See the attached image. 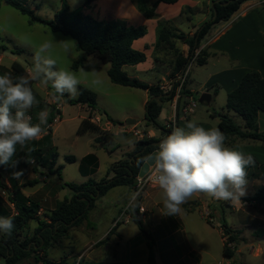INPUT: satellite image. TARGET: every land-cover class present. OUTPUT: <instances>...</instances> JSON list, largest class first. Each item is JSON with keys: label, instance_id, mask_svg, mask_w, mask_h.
I'll return each instance as SVG.
<instances>
[{"label": "crops", "instance_id": "crops-1", "mask_svg": "<svg viewBox=\"0 0 264 264\" xmlns=\"http://www.w3.org/2000/svg\"><path fill=\"white\" fill-rule=\"evenodd\" d=\"M153 1L155 0H150V2ZM93 2L95 5H92V7L96 6L101 8L100 11L106 13L108 15L107 17H110L112 21L133 26H143L146 28V35L136 40L133 43V47L138 51L144 52L147 59L145 62L133 67L136 71L143 70L142 68H145L143 65L148 62V66L145 70L155 72L157 65L165 66L167 68L166 71L160 78H156L155 83L143 82L150 86L161 85V87L165 89L169 86L167 80H170L172 84L175 83V78H173V61L175 58L174 49H170L169 46L157 45V29L159 23L165 21L171 22L172 26L180 33H183L186 37H191L204 22L211 19L212 3L209 0H179L175 4L160 3L156 10V18L154 19L145 18L144 15L137 10L133 0H94ZM187 9H189L188 12H186ZM86 12L94 15L91 11ZM199 14L203 15L202 18L199 21H195V18H197ZM174 45L175 49L179 50L185 57L188 56V44L175 41ZM202 50L209 54L206 64L204 66H199L194 60L189 66L190 70H193L195 75L201 79L200 85L203 87V91L212 95L211 102L223 92L228 97V94L239 85L244 75L249 72H258L264 77V0H249L243 3L238 12H236L228 22L220 23L211 30L208 36L202 40L201 46L196 53H200ZM5 53L7 54V52ZM167 57L169 58L166 59ZM90 58L91 57L88 58V62ZM10 60L12 63L16 62L13 57H10ZM200 69H205L207 71L201 73V71H199ZM133 79H137V75L133 76ZM190 80L191 73L188 74L187 88L192 92L191 96L188 97L193 98L195 91L189 86ZM215 91H217L216 95ZM149 99V93L145 91L143 101L145 114ZM181 104H177L175 99L165 102L160 117L158 118V125H148L145 118L142 123L135 120L136 123L134 125H125L119 121L131 119L133 115L132 110H128V112L122 111L119 114H115V116H112L106 111L111 119L120 123L117 127L108 119L107 115L106 122L103 124V120L97 116V113L100 114L98 110L92 111L86 105L81 106L85 107L89 111V114L91 112L93 113L94 119L92 121L95 124L100 126L103 131L110 132V141L106 149L113 144L115 136L128 135L132 138V141L129 142V145L132 146L129 147L128 145L126 147V151L123 155L124 159L128 154L133 152L137 141L153 137L162 139L166 135V131L163 128L166 123L172 119H176L178 122L184 121L186 123L188 121H196L200 126L206 129L215 128L216 126L219 128L220 117H217L216 114L211 115V117L214 116L211 121L205 118L206 122H199L197 111H194L191 115H184L177 109ZM58 108L62 114V105L58 104ZM221 111V115L228 114L230 117L232 116L233 111H228L227 108H222ZM208 114H210L209 111ZM262 114L264 113L260 112L258 123L260 118L263 119ZM181 115L183 116L182 119L180 118ZM160 119L164 121L162 124L159 122ZM59 121L60 116L58 122ZM116 128L117 131H114ZM52 131H54V128ZM53 133L54 132H52V143L54 142ZM95 135H97V138L99 137L98 134ZM42 136L43 135L38 139ZM244 141L246 140L241 141L239 138L230 137L225 143L229 147H237V149L243 153L247 151V154L251 155L254 163L247 168V177H249L251 173L250 169L256 162L260 167L264 164L262 161L256 160L255 156L249 154V152L251 150L259 152L263 150V148L256 146L252 147L248 144V147H246L244 145L247 142ZM56 154L58 158V153L56 152ZM91 154L97 159V168L90 174L82 173V160ZM76 161H78L77 158ZM85 166L86 168H90L88 165ZM56 168L55 165V169ZM98 168L99 158L94 153L87 154L79 160V172L83 178L92 179L90 177L96 174ZM112 176L113 174H110L109 178ZM106 177H108V174ZM252 179L254 180V177ZM13 184L12 182V185ZM62 184L63 182L56 184V189H54L53 186L51 187L49 181H47L44 190L42 187L35 192L30 191L28 189L30 187L21 184L18 186L21 187V192L26 197H29L40 206L39 218L50 222L51 212L57 205L56 199L53 196H55L54 194H56L60 188L63 189L61 187ZM12 185L10 182V187ZM159 191L161 190L159 189ZM154 194L153 192L145 191L138 199L135 206L129 207L133 199V187L119 186L112 188L105 196L96 202L95 208L89 212L93 214V212L97 210L104 214L105 217L107 216L103 228L99 229L95 223V216H90V214H88L87 219L80 226L70 229L68 235L63 239V247L67 250V252L64 253L65 255L55 258V254H51L52 250H55V248L61 245L56 243L54 246L52 245L47 249L46 255L48 259L56 262L67 259L71 264H75L80 257H82V264H148L150 253L149 244L154 240V252L157 264H202V255L200 251L192 244L179 221L180 214L177 216L162 214V198L161 200H157ZM203 195L202 193L193 195L181 206V213L190 215L197 211L200 215H203L204 211L207 212L209 205L207 201L202 198ZM109 198L112 199L109 205H104V202ZM213 200L218 201L215 199ZM232 204L233 203L228 204L227 207L232 206ZM186 205H189L188 208H186ZM8 206L12 209V215H15L16 211L13 205L9 203ZM141 208L144 209V212L140 211ZM133 211H135V213ZM133 215L136 221L133 219ZM37 226V222H31V232ZM232 227L240 231L241 234H244L240 229V227H243V224L240 223L238 226L234 224ZM232 227L230 229H232ZM145 230L147 235H145ZM177 232L183 234L184 237L186 253L182 260H180V258L177 259L175 254L176 246L172 241ZM221 236L224 247L227 236H225L223 229L221 231ZM226 259L228 261L224 262V264L235 263L234 260ZM24 262H26V264H33V258L23 261L22 263Z\"/></svg>", "mask_w": 264, "mask_h": 264}, {"label": "trees", "instance_id": "trees-1", "mask_svg": "<svg viewBox=\"0 0 264 264\" xmlns=\"http://www.w3.org/2000/svg\"><path fill=\"white\" fill-rule=\"evenodd\" d=\"M5 3L22 15L29 18V23H39L46 26L51 32L59 33L72 38L79 51L83 53L73 64L74 70H79L86 63L89 57H95L103 64L110 65L107 71L110 81L119 86L145 90L149 93L150 99L146 105L145 120L148 125H158V118L165 102L172 101L175 96L180 80L173 83L170 91H164L161 85L150 86L137 79L130 78L124 71L126 66H135L146 61L144 52L138 51L133 47V43L144 37L147 30L143 26H133L124 23H118L112 20L100 21L96 16L86 11H78L73 16L69 15V7L65 3L52 20L38 17L35 12L27 8L17 0H4ZM94 0H87L86 6ZM137 10L147 19L156 18V10L160 3L175 4L179 0H133ZM214 3L211 6V19L204 22L195 34L186 37L175 29L171 22H160L157 29V45H163L174 49V72L173 78L185 72L196 52L201 46V42L208 36L211 30L218 24L228 22L232 16L238 12L241 5L249 0H209ZM89 2V3H88ZM189 9L186 10L188 12ZM175 41H181L189 45V54L184 56L179 50L175 49ZM0 50L7 51L6 45H0ZM25 51L22 49H11V53L22 55ZM209 54L206 51H200L195 60L199 66H204ZM11 76L15 80L19 76H26V69L18 62L11 66ZM188 76L182 85L181 95L183 97L191 96L192 92L187 88ZM79 95L76 98L68 99L71 105H86L92 111L98 109L97 95L84 86L78 87ZM170 94V96H168ZM217 91H215V95ZM38 105H34L31 114L32 123H38L39 113L47 110V124L43 126L45 131L40 139L29 141L22 148L24 151L23 166L28 167L32 161L37 160L41 167L48 168L49 172L58 174L61 180L62 166L55 169L57 154H52L51 162H48L42 156V147L52 142V127L55 119L61 112L58 103L47 104L41 101L40 96L34 91ZM158 97H161L158 99ZM154 98V100H151ZM184 103L180 101L178 104ZM180 107V106H178ZM226 108L238 114L244 121V125L238 124L228 114L220 115L219 129L225 134L226 138L235 137L241 140H253L264 143V131H260L258 117L260 112L264 113V77L258 72H249L244 75L239 85L228 94ZM107 115L106 111H102ZM108 116V115H107ZM93 113L84 119L78 130V135L87 133L98 134L96 143L106 149L109 141L104 139L103 131L100 126L95 124ZM108 119L116 124V121L108 116ZM120 124V123H119ZM164 129V128H163ZM226 139V140H227ZM158 138H144L137 141L135 149L124 159L112 165L108 177L95 181L89 179L82 184L64 183L62 186L69 188L73 192L70 199L59 202L56 208L51 212L50 222L39 218L40 206L26 197L21 192V187L13 184L9 193V202L13 205L16 214L12 215V209L3 203L0 199V217H12L15 228L11 235L0 232V264H20L23 261L34 258L37 264H71L67 259L59 262L48 259L47 249L60 243L69 233L70 229L80 226L88 217L89 212L95 208L96 202L105 196L112 188L119 186L133 187L136 185L140 169L146 159L157 149ZM25 148V149H24ZM17 146V152H19ZM29 153V154H28ZM16 155L13 157V162ZM68 163L76 162L74 156H67ZM138 161L140 162L138 164ZM85 165L90 166L86 168ZM13 166L0 165V170L8 172ZM97 168V159L91 154L82 160V173L90 174ZM36 171V169H34ZM55 170V171H54ZM113 174L111 178L109 175ZM37 184V181L31 185ZM264 189L260 190L255 199L262 201ZM188 206V205H186ZM135 213V211H133ZM136 221L134 215L132 216ZM37 222L38 226L31 232L30 223ZM211 224L210 222H208ZM223 231L227 240L223 247V254L228 259L235 257V251L228 247V243H233L236 238L234 231L223 226ZM154 240L149 244L148 264H157L154 252ZM43 254V256H42ZM235 264V263H233Z\"/></svg>", "mask_w": 264, "mask_h": 264}, {"label": "rangeland", "instance_id": "rangeland-1", "mask_svg": "<svg viewBox=\"0 0 264 264\" xmlns=\"http://www.w3.org/2000/svg\"><path fill=\"white\" fill-rule=\"evenodd\" d=\"M17 1L33 10L38 17L43 19L52 20L55 14L61 10L66 3L69 7L70 16L82 10L91 11L100 21L112 20L110 17H107L108 15L106 13L100 11L101 8L96 6L92 7V5H95L93 1V3L88 2V6H86L87 0ZM202 16L203 15L199 14L197 18H195V21H199ZM48 41H53L51 55L56 59L58 67L74 71L81 81L79 86H84L97 95V110L100 112V114L97 113V116L103 120V124L106 122V115H104L102 111H107L112 116H115V114H119L122 111L128 112V110H132L133 115L131 119L137 120L140 123L144 122V90L113 84L107 74L110 65L103 64L95 57H91L90 61L79 70H74L72 68L74 62L82 56L83 53L78 50L77 44L72 38L59 33H53L46 26L39 23L31 25L27 16L22 15L15 8L7 5L4 0H0V45H6L8 47L7 51L3 52L0 50V74L11 73V66L13 63L10 57H13L16 62L23 65L26 69V75H28L33 65L35 49L42 43ZM62 41H66L69 48L68 52L64 51V44L60 43ZM11 49H22L25 52L22 55H16L10 52ZM5 52H7V54ZM168 58L169 57L166 59ZM147 66L148 62L143 65V67H145L142 68L143 70L138 71H136L133 66H126L124 67V71L130 78L137 75V79L142 82L155 83L156 78H160L167 69L165 66L157 65L155 72H152L145 70ZM199 71L203 73L207 70L200 69ZM189 73H191L189 86L195 91L193 99L197 103L195 111H197L199 122H206L205 118L211 121L212 117H214H211V115L215 114L217 117H220L222 108L226 109V94L223 92L218 97H215V100L210 104L200 103L199 99L201 95L205 93L203 87L200 85L201 79L195 75L193 70H189ZM93 81H98V83L93 84ZM167 82L169 84L167 91H169L172 83L170 80H167ZM31 86L33 92L35 91L40 96L41 101L47 104L58 102V104H61L63 107L60 121H57L58 123L55 121L51 125L52 129L54 128V142L43 146L41 152L44 159L48 162L52 159V154L58 153L56 167H63L61 170L62 180L59 179L58 174L55 172L51 174L47 167H41L35 159L28 167H24V151L18 145L20 150L16 154L15 167H12L8 172L0 170V199L5 205L10 203L8 198L9 193L7 191V189L11 188L10 182L11 185L13 182L17 185L21 184L30 187L28 189L32 192L42 187L44 190L47 181H49L51 187L53 186L54 189H56V184H60V182H63V184H82L87 182L89 178H83L79 172V160L90 153L96 154L99 158V168L96 174L90 178L100 181L107 176L114 163L123 159L126 147L129 145V142L132 141V138L128 135L115 136L113 144L109 146L108 149L98 147L100 145H97L95 142L97 135L91 133L84 136L77 135V130L81 122L89 116V111L85 107L69 104L68 99H72L73 97L68 94H65L60 100L55 99L53 95L54 90L51 89L50 84L45 85L40 81H35ZM31 110L32 109L29 110L28 114H31ZM208 111L210 114H208ZM262 115L263 119L260 118L258 123L260 131H264V114ZM182 117L181 115L180 118L182 119ZM231 118L240 125L244 124L243 119L236 113L232 112ZM127 120L128 119H124L119 122L128 125ZM119 122L116 121V127L119 125ZM159 122L162 124L164 121L160 119ZM185 125L186 122L184 121L178 122L179 127H184ZM215 128H218V126ZM114 131H117V128L114 129ZM110 136V132L108 131L107 134L103 135L104 139L108 141H110ZM244 142H247L244 145L246 147L249 145L263 148V150L259 152L251 150L249 154L255 156L256 160L258 159L264 163V143L253 140H246ZM131 146L132 145H129V147ZM244 153L246 155L248 152L245 151ZM66 156H74L78 161H76V163H68L65 159ZM34 169H36V171ZM250 170L251 173L249 177H247L248 184L246 186V194L240 198V203H233L232 206L227 207V205L232 202L222 200L214 201L213 198L204 194L202 198L205 199L209 205L208 214L204 211L203 217V215H200L197 211L190 215L179 213V221L185 229L186 235L202 255V264H224V262L228 261L223 254L221 231L224 225L231 228L234 224L238 226L240 223L243 224V227H240V229L244 234H241L240 231L232 227V231L236 230L234 231L235 234H233L236 240L233 243L227 244L228 247H231L235 251V257L232 260L235 261V264H264V197L262 201L258 199L254 200L256 195L260 194V190L264 189V164L260 167L256 162ZM14 173L15 175H13ZM253 177L254 180L252 179ZM34 181H37V184L31 185ZM62 185L61 187L63 189L60 188L56 194H54L55 196H53L57 204L65 198L70 199L73 195L69 188L63 187ZM146 192L155 193L154 196L157 200H161L162 198V190L159 191V188H148ZM111 200V198L106 200L104 205H109ZM188 206L186 208H188ZM89 214L90 216H95L97 227L99 229L103 228L107 216L105 217L104 214L97 210L94 211L93 214ZM144 232H146V230ZM62 241L63 240L59 243V245H61L58 248L51 251L52 255L55 254V258L64 256V253L67 252L63 247ZM172 241L176 246L175 254L177 259L180 258V260H182L186 253L183 234L177 232ZM22 264H26V262ZM33 264H37L34 258Z\"/></svg>", "mask_w": 264, "mask_h": 264}, {"label": "clouds", "instance_id": "clouds-1", "mask_svg": "<svg viewBox=\"0 0 264 264\" xmlns=\"http://www.w3.org/2000/svg\"><path fill=\"white\" fill-rule=\"evenodd\" d=\"M60 43L68 52L66 41ZM52 47L53 41H48L35 49L28 75L14 80L10 73L0 74V165L15 167L17 146L23 148L45 131L47 110L39 113L35 124L28 115L39 104L33 82L50 84L57 100L65 94L73 98L79 95L80 79L74 71L58 67L51 55ZM226 139L218 128L206 129L189 121L184 127L173 128L159 142L149 158V167L153 169L155 184L162 190V214L177 216L184 203L201 193L215 200L240 203L246 194L247 168L254 161L237 147L227 146ZM14 228L12 217H0V232L11 235Z\"/></svg>", "mask_w": 264, "mask_h": 264}, {"label": "built area", "instance_id": "built-area-1", "mask_svg": "<svg viewBox=\"0 0 264 264\" xmlns=\"http://www.w3.org/2000/svg\"><path fill=\"white\" fill-rule=\"evenodd\" d=\"M198 54L199 53H196V57L193 59V61L196 60ZM189 70H190V66H188L187 70L184 72V77L182 79H178V80H180V84L177 87L176 92H175V96H174V99H175V101H176L177 104L180 101L185 100L184 103L182 102V104H181L180 107H177V109L180 110L184 115H191V114H193L194 111H195V108H196V104H197L196 101L192 97H187V96L186 97H183L181 95L182 85L185 82V79L187 78V76L189 74ZM172 86H173V84H171V89H172ZM162 89L167 92V89H165V88H162ZM58 120H59V117L55 119L56 122ZM175 127H178V121L176 119H172L169 122H167L166 125H165V127H164V130L166 131V135L165 136H167L168 134H170L171 131H172V129L175 128ZM42 135H43V133H42ZM162 139H160V141ZM158 144H157V146H158ZM152 172H153V169L150 168V171L145 176H143V177H139L138 176L137 177L136 185L133 188V199H132L129 207L135 206V204L138 201V199L143 195V193L148 188H158V186L154 182V178L152 176ZM140 211L141 212H144V209L141 208ZM207 214H208V212H207ZM81 259H82V257H80L79 260L75 264H82L81 263Z\"/></svg>", "mask_w": 264, "mask_h": 264}, {"label": "water", "instance_id": "water-1", "mask_svg": "<svg viewBox=\"0 0 264 264\" xmlns=\"http://www.w3.org/2000/svg\"><path fill=\"white\" fill-rule=\"evenodd\" d=\"M212 6H214V3H212ZM184 77V72H182L178 77L175 78V82L176 80L179 78V79H182ZM170 96V94L168 95ZM161 97H158V99H160ZM151 100H154V98H152ZM212 101V95L209 94V93H204L201 95L200 99H199V102L200 103H208L210 104ZM136 123V121L134 119H128L127 120V124L128 125H134ZM155 152H153L145 161V163L143 164V166L141 167L140 169V173H139V177H143L145 176L149 171H150V167H149V158L154 154ZM145 235L146 232H145Z\"/></svg>", "mask_w": 264, "mask_h": 264}]
</instances>
